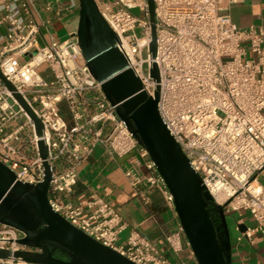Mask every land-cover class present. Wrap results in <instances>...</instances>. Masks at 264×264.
<instances>
[{
	"label": "built area",
	"instance_id": "2783aa9c",
	"mask_svg": "<svg viewBox=\"0 0 264 264\" xmlns=\"http://www.w3.org/2000/svg\"><path fill=\"white\" fill-rule=\"evenodd\" d=\"M40 0H0V162L16 182L45 180L39 143L52 170L49 204L72 226L134 264H176L150 238L134 231L119 210L97 194H77L80 168L98 145L112 160L126 159L125 176L144 205L159 191L174 199L147 150L139 145L102 92L77 38L59 41L54 24L63 9ZM118 37L117 50L155 97L150 72H160L158 110L171 136L225 213H248L255 227L242 233L264 236V27L238 28L230 7L238 0H154L157 54L150 52L148 0H94ZM79 10L70 0L67 11ZM44 42V45H42ZM46 67L50 77L43 76ZM19 94L41 121L39 137ZM184 231L166 236L179 254ZM23 233L0 223V250L36 252L20 243ZM189 245V243H188ZM190 246V245H189ZM4 264H21L8 260Z\"/></svg>",
	"mask_w": 264,
	"mask_h": 264
},
{
	"label": "water",
	"instance_id": "95a60500",
	"mask_svg": "<svg viewBox=\"0 0 264 264\" xmlns=\"http://www.w3.org/2000/svg\"><path fill=\"white\" fill-rule=\"evenodd\" d=\"M79 24L77 38L83 57L102 92L115 107L140 146L149 153L168 191L174 199L185 237L197 264H231V241L224 207L215 203L201 177L192 168L179 144L163 123L159 110L160 72L154 64L150 75L157 84L155 97L144 91L142 81L129 67L117 48L118 37L99 12L94 0H77ZM152 42L150 52L156 58V19L154 0H148ZM9 91L14 86L0 71ZM15 98L30 115L42 137L44 127L21 95ZM44 160L45 180L38 186L16 182L15 174L0 162V223L23 233L20 243L39 252L11 253L0 250V261L21 264H134L118 252L103 246L55 213L49 204L52 170L47 161L48 149L39 143ZM211 208L220 211L217 228ZM241 233L246 226L238 227ZM4 264V263H0Z\"/></svg>",
	"mask_w": 264,
	"mask_h": 264
},
{
	"label": "crops",
	"instance_id": "0c3cea01",
	"mask_svg": "<svg viewBox=\"0 0 264 264\" xmlns=\"http://www.w3.org/2000/svg\"><path fill=\"white\" fill-rule=\"evenodd\" d=\"M70 0H40L39 7L47 2H52L57 9H63V16L54 24L56 37L59 41L70 39L77 33L79 24V10L67 11ZM233 23L241 29L251 27H264V0H238L229 5ZM7 32L3 26L0 33ZM44 45V42H42ZM43 76L49 78L50 72L46 67L40 69ZM126 159L112 160L105 147L98 145L91 157L80 168V180L77 194H97L110 201L120 212L127 224L126 230L121 234V241H126L134 231L147 236L155 242L161 252L176 264H197L195 256L185 235L182 236V250L175 254L166 243V236L176 231L180 220L176 211L165 202L159 191L151 194L152 202L144 205L135 196L128 179L125 168L128 166ZM235 227L246 226L247 229L255 227L253 218L248 213H226ZM237 231V230H236ZM230 233V232H229ZM123 236V238H122ZM231 264H264V236L254 234L252 238L230 233Z\"/></svg>",
	"mask_w": 264,
	"mask_h": 264
},
{
	"label": "flooded vegetation",
	"instance_id": "af4514ba",
	"mask_svg": "<svg viewBox=\"0 0 264 264\" xmlns=\"http://www.w3.org/2000/svg\"><path fill=\"white\" fill-rule=\"evenodd\" d=\"M211 215H212L213 221L215 222L217 228H221L220 233H222L220 211L211 208ZM34 251L39 252V250L37 249H34Z\"/></svg>",
	"mask_w": 264,
	"mask_h": 264
},
{
	"label": "rangeland",
	"instance_id": "374dc122",
	"mask_svg": "<svg viewBox=\"0 0 264 264\" xmlns=\"http://www.w3.org/2000/svg\"><path fill=\"white\" fill-rule=\"evenodd\" d=\"M227 218H228V215H227ZM227 226H228V230L229 232L232 234V236L234 235V233H236V235H241L242 233L239 231V229H236L235 230V227L233 226L232 222L230 220L227 219ZM123 238V236H122Z\"/></svg>",
	"mask_w": 264,
	"mask_h": 264
}]
</instances>
